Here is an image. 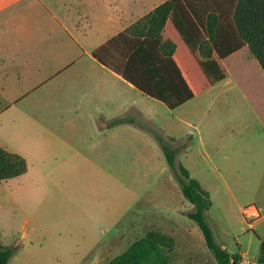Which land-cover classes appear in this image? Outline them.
<instances>
[{
    "label": "rangeland",
    "instance_id": "obj_1",
    "mask_svg": "<svg viewBox=\"0 0 264 264\" xmlns=\"http://www.w3.org/2000/svg\"><path fill=\"white\" fill-rule=\"evenodd\" d=\"M12 1L13 32L0 41V145L24 156L28 169L0 181V239L15 248L9 264H109L151 230L174 238L173 264H218L187 215L195 207L156 134L209 191L205 217L215 240L239 253V264L257 262L264 238V121L257 112L259 96L264 110V71L248 47L225 60L226 79L177 109L101 78L91 98L75 80L89 57L63 68L51 58L12 55L53 47L49 22L31 7L38 0ZM6 4L3 30L10 29ZM82 75L93 82L90 72ZM238 81L261 94L247 98ZM101 111L112 120H102ZM254 206L259 214H250Z\"/></svg>",
    "mask_w": 264,
    "mask_h": 264
},
{
    "label": "trees",
    "instance_id": "obj_2",
    "mask_svg": "<svg viewBox=\"0 0 264 264\" xmlns=\"http://www.w3.org/2000/svg\"><path fill=\"white\" fill-rule=\"evenodd\" d=\"M183 1L187 0H169L161 4L94 51L102 64L170 109L227 78L230 72L225 60L244 47H248L264 71V0H231L233 17L224 23L213 17L205 21L197 14L193 22H186L179 9ZM238 84L247 98L251 92L255 93V84L253 87L244 81ZM258 92L261 94V90ZM259 101L257 112L264 121L260 96ZM156 138L177 176L182 193L195 207L187 215L199 225L217 263L239 264L241 255L230 253L219 244L206 220V211L212 207L209 191L192 177L183 163L177 162V150L162 135L156 134ZM27 169L24 156L0 145V181L20 176ZM174 246V238L151 230L109 264H173L169 253ZM14 255L15 248L0 239V264H9ZM256 264H264V238Z\"/></svg>",
    "mask_w": 264,
    "mask_h": 264
},
{
    "label": "crops",
    "instance_id": "obj_3",
    "mask_svg": "<svg viewBox=\"0 0 264 264\" xmlns=\"http://www.w3.org/2000/svg\"><path fill=\"white\" fill-rule=\"evenodd\" d=\"M167 1L169 0H38V3L34 1L31 6L33 13L35 15L42 13L44 19L49 22V36L52 40L49 46L53 44V47H48V49L45 48L44 50L33 48L26 51L16 49V51L11 50V53L15 57L43 56L51 58L49 60L51 65L59 62L63 68L80 63L84 58L89 57V63L79 67V77L75 80L79 81L81 88L90 94L91 98L99 90V86L102 84L101 80H107L106 85L110 83H113L111 86L116 83L122 85V83L126 82L129 85L128 87L136 88L132 83L125 80L122 75L102 64L94 56V51ZM6 2L7 17L4 24L10 26V29H0V41L3 40V33L5 35L10 33V31L13 32V27L11 26L13 23L12 17L13 12L17 10V8L14 9L12 0H6ZM1 3H3V0H0V20L3 19V6ZM179 9L181 10L182 18L186 22L188 20L193 22L194 16L197 14L202 20L207 21L210 17H213L224 23L230 20L234 13V5L231 0H187L180 3ZM169 22L172 25L171 14L169 15ZM27 25L30 26L29 23ZM33 35H35V31ZM67 35L77 46L72 40V42H69ZM54 39L56 40L55 46L58 48L54 47ZM74 46L75 48H68ZM3 53L4 49L0 45V54L2 55ZM25 62L27 64L30 61L26 60ZM89 72L93 82L87 80L85 75H82ZM85 79L87 80L86 82L84 81ZM137 112L145 115V110L142 108L137 107ZM100 113L102 120H112L104 112L101 111ZM258 212L259 209L254 206L253 213L259 214ZM242 255L245 254L242 253ZM247 263L246 260L242 262V264ZM253 263L256 264V262L251 264Z\"/></svg>",
    "mask_w": 264,
    "mask_h": 264
},
{
    "label": "built area",
    "instance_id": "obj_4",
    "mask_svg": "<svg viewBox=\"0 0 264 264\" xmlns=\"http://www.w3.org/2000/svg\"><path fill=\"white\" fill-rule=\"evenodd\" d=\"M246 213H248V209H246V211H245ZM250 214H253V212H251Z\"/></svg>",
    "mask_w": 264,
    "mask_h": 264
}]
</instances>
